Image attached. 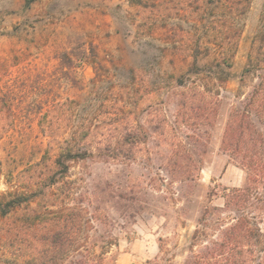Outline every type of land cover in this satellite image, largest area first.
<instances>
[{"label": "rangeland", "instance_id": "1", "mask_svg": "<svg viewBox=\"0 0 264 264\" xmlns=\"http://www.w3.org/2000/svg\"><path fill=\"white\" fill-rule=\"evenodd\" d=\"M144 3L0 0V95L10 92L12 104L0 113V194L26 189L20 176L46 152L38 121L53 103L77 100L74 117L87 115L96 125L92 154L66 161V176L49 191L52 199L69 192L64 204L84 211L80 250L59 264L89 257L94 264H184L196 229L216 215L222 224L237 215L222 212L223 196L243 187L247 173L222 139L232 111L260 81L259 71L244 69L264 29V0H251L223 71L214 66L222 54L210 18ZM194 58L201 72L178 85ZM201 92L209 104L203 116L179 106ZM105 136L112 149H96ZM40 202L35 196L30 206ZM28 211L24 204L0 215V264H26L29 237L16 227ZM207 231L195 248L217 233Z\"/></svg>", "mask_w": 264, "mask_h": 264}, {"label": "trees", "instance_id": "2", "mask_svg": "<svg viewBox=\"0 0 264 264\" xmlns=\"http://www.w3.org/2000/svg\"><path fill=\"white\" fill-rule=\"evenodd\" d=\"M142 1L145 2L142 7L153 5L159 8V12L173 8L180 11L187 7L194 17L210 18L215 23L209 25L211 30H215L210 33H213L214 44L222 54L221 60L216 61L214 66L223 71L224 67L231 65L230 58L242 33L240 21L249 10L251 0ZM169 3H173L171 8L168 7ZM254 41L257 48L248 54L244 72L259 71L260 81L252 89L242 109L232 111L222 139L225 151L247 173L243 187L230 189L223 196L222 212H237V215H229L230 219L223 224L224 218L216 215L210 224L196 229L184 264H264V228L261 227L264 220V131L258 130V126L264 124V29L258 41L257 38ZM201 70L194 58L188 71L177 79V84L184 85L187 74ZM9 93L0 95V113L11 111ZM178 104L180 107L193 108L202 116L209 109L202 92L192 93L189 98L182 97ZM52 106L38 121L41 132L48 137L46 152L41 161L26 168L20 176V179L28 181L26 189L0 194L1 216L20 209L24 204L30 207L27 217L21 219L16 227L18 236L27 232L25 234L29 237L30 251L26 264H59L72 252H79L78 243L82 239L79 233L84 211L64 204L69 192L52 199L53 194L49 191L66 176L69 168L66 161L92 154L88 147L92 144L91 137H96V125L94 119L87 115L74 117L73 110L76 111L79 106L75 99L57 101ZM4 128L0 118V134ZM65 130H72L70 138L60 136ZM97 140V145L103 146H96V149H112V141L108 136L97 137ZM51 150L55 153L51 154ZM52 155L55 156L53 159ZM29 184L37 186L39 190L29 189ZM39 195L42 202L31 207L32 198ZM208 229L217 233L205 239L201 247L195 248L197 240L210 235ZM79 264L94 263L89 257L79 261Z\"/></svg>", "mask_w": 264, "mask_h": 264}]
</instances>
